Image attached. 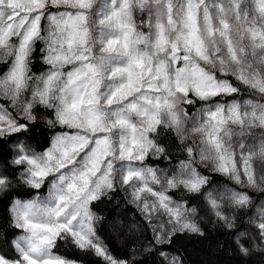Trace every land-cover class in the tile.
<instances>
[{"label": "snow or ice", "instance_id": "obj_1", "mask_svg": "<svg viewBox=\"0 0 264 264\" xmlns=\"http://www.w3.org/2000/svg\"><path fill=\"white\" fill-rule=\"evenodd\" d=\"M37 61L44 71H32ZM0 64V144L16 141L0 154V200L23 232L0 264H77L54 254L59 241L129 264L110 254L92 211L120 191L166 264H183L165 251L178 233L203 235L189 207L199 197L229 228L225 207L255 208L264 243V174L253 168L264 161V0H0ZM38 106L46 147L21 140L33 138ZM173 148L184 159L171 166ZM211 174L233 187L217 195ZM236 243L242 256L264 254L245 233Z\"/></svg>", "mask_w": 264, "mask_h": 264}, {"label": "trees", "instance_id": "obj_2", "mask_svg": "<svg viewBox=\"0 0 264 264\" xmlns=\"http://www.w3.org/2000/svg\"><path fill=\"white\" fill-rule=\"evenodd\" d=\"M137 23L143 18L144 14L137 12ZM35 60V58H34ZM33 72L44 71V66L38 61L32 66ZM4 64H0V74L6 71ZM256 95V94H253ZM249 94L247 90L242 89V96L237 99H248ZM200 105L190 109V112H195ZM39 117L32 132V139L27 140L26 137H21L26 143L37 147V143L44 144L46 137L50 134V129L46 124L47 111L38 106ZM191 127V124L188 125ZM173 134H169L170 142L178 144L179 141L172 138ZM198 139V138H193ZM191 141H189L190 143ZM249 144L254 143L253 140L247 141ZM16 143L12 139L10 143L0 144V154H7L13 150ZM37 150H42L37 148ZM7 159L11 160V155H7ZM178 159H184V155L176 148L172 149V165L174 166ZM3 161L0 160V164ZM148 164L151 166H159L160 168L171 167L166 160H156L149 158ZM253 168L256 175L259 177L264 174V161L258 157L254 158ZM214 184L211 186L215 189L216 194L225 191V188L233 187V183L227 177L220 174H211ZM24 189L19 186L16 191L21 192ZM251 191V190H250ZM173 199L184 197L188 198L187 193L182 190H172ZM259 194L257 193V196ZM28 199L29 197H22ZM256 199V197H253ZM129 196L126 192L120 191L115 196L111 194L101 200L92 203V211L95 212L100 219L96 223L97 235L103 240L110 254L118 260H126L129 264H166L158 252L155 254L148 249L150 248L149 241L152 239L151 230L146 226L145 221L141 218L135 206L129 204L127 201ZM264 200V197L256 199L258 206ZM8 201L0 200V252L7 253L9 256L14 255V248L12 241L17 237L22 236L23 232L12 226L8 213ZM189 207H196L197 213L194 217L195 221L200 225L203 235L183 232L178 233L172 240L171 247L165 249L171 256H179L183 264H264V254L261 251L253 249L249 256H242L237 249V237L240 233H245L248 238L246 246L252 247L259 245L260 249H264V243L255 239L256 232L253 227V221L258 222V217L255 208L251 210L239 211L225 207V214L235 216L234 226L227 227L222 221H218L216 216L211 212L208 206L204 203L203 198L199 197L192 201ZM163 219L164 217H159ZM134 223L135 230L129 232L122 231L126 223ZM121 226L115 234L114 229ZM118 227V228H121ZM243 243V239L241 240ZM54 254L65 257L69 260L76 261L77 264H105L102 257L96 256L94 253H85L75 248L71 242L59 241L57 247L53 249ZM139 255L140 260L133 259L134 256Z\"/></svg>", "mask_w": 264, "mask_h": 264}, {"label": "rangeland", "instance_id": "obj_3", "mask_svg": "<svg viewBox=\"0 0 264 264\" xmlns=\"http://www.w3.org/2000/svg\"><path fill=\"white\" fill-rule=\"evenodd\" d=\"M118 227H121V226H119L118 225ZM118 227H116V228H113L114 230L112 231L114 234L116 233V232H118L120 229L122 230V227L121 228H118ZM136 229V226H134V223H129V224H127L126 223V225H125V227L123 228V230L122 231H125V232H129V231H131V230H135ZM23 235V234H22ZM237 249H238V247H237ZM139 255H136V256H134L133 257V259H135V260H140L139 259Z\"/></svg>", "mask_w": 264, "mask_h": 264}]
</instances>
